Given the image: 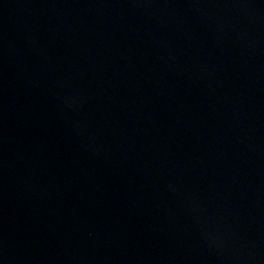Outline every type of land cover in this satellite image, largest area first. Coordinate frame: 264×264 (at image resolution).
<instances>
[{"label": "water", "instance_id": "obj_1", "mask_svg": "<svg viewBox=\"0 0 264 264\" xmlns=\"http://www.w3.org/2000/svg\"><path fill=\"white\" fill-rule=\"evenodd\" d=\"M0 264H264V0H0Z\"/></svg>", "mask_w": 264, "mask_h": 264}]
</instances>
